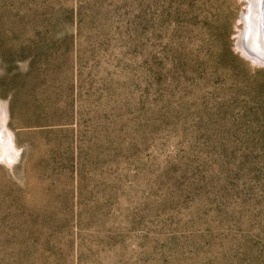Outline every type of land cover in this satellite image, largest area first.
Segmentation results:
<instances>
[{
  "label": "rangeland",
  "instance_id": "374dc122",
  "mask_svg": "<svg viewBox=\"0 0 264 264\" xmlns=\"http://www.w3.org/2000/svg\"><path fill=\"white\" fill-rule=\"evenodd\" d=\"M245 5L0 0V264H264Z\"/></svg>",
  "mask_w": 264,
  "mask_h": 264
},
{
  "label": "water",
  "instance_id": "95a60500",
  "mask_svg": "<svg viewBox=\"0 0 264 264\" xmlns=\"http://www.w3.org/2000/svg\"><path fill=\"white\" fill-rule=\"evenodd\" d=\"M243 27L238 48L244 58L264 65V0H244ZM1 128V127H0Z\"/></svg>",
  "mask_w": 264,
  "mask_h": 264
},
{
  "label": "trees",
  "instance_id": "16d2710c",
  "mask_svg": "<svg viewBox=\"0 0 264 264\" xmlns=\"http://www.w3.org/2000/svg\"><path fill=\"white\" fill-rule=\"evenodd\" d=\"M40 24V27H70L71 12L64 8V12L53 13Z\"/></svg>",
  "mask_w": 264,
  "mask_h": 264
},
{
  "label": "bare ground",
  "instance_id": "6f19581e",
  "mask_svg": "<svg viewBox=\"0 0 264 264\" xmlns=\"http://www.w3.org/2000/svg\"><path fill=\"white\" fill-rule=\"evenodd\" d=\"M241 34H242V33L240 32V33H239V39H238V45H237L238 47H239V45H240L239 43H240ZM239 48H240V47H239Z\"/></svg>",
  "mask_w": 264,
  "mask_h": 264
}]
</instances>
